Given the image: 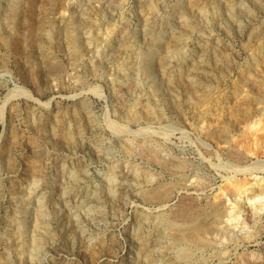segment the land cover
Segmentation results:
<instances>
[{
  "label": "rangeland",
  "instance_id": "1",
  "mask_svg": "<svg viewBox=\"0 0 264 264\" xmlns=\"http://www.w3.org/2000/svg\"><path fill=\"white\" fill-rule=\"evenodd\" d=\"M0 106V264H260L264 0H0Z\"/></svg>",
  "mask_w": 264,
  "mask_h": 264
},
{
  "label": "bare ground",
  "instance_id": "2",
  "mask_svg": "<svg viewBox=\"0 0 264 264\" xmlns=\"http://www.w3.org/2000/svg\"><path fill=\"white\" fill-rule=\"evenodd\" d=\"M8 21V20H7ZM11 23V22H10ZM255 33V32H254ZM178 34H181L180 32L178 33ZM56 64V63H55ZM198 65H200V64H198ZM53 66V65H52ZM203 66V65H202ZM202 66H201V68H202ZM245 70V69H244ZM56 71V70H55ZM194 72V71H193ZM198 72V71H197ZM196 73V72H195ZM255 73V72H254ZM250 74V73H249ZM248 74V75H249ZM202 75V74H201ZM244 76H246L245 74H244ZM250 76V75H249ZM242 79H243V75H242ZM246 80V79H245ZM245 80H243V81H245ZM249 86V85H248ZM202 88V87H201ZM257 92V91H256ZM8 96V95H7ZM206 96V95H205ZM8 99V98H7ZM7 99L5 100V102L7 101ZM4 106V105H3ZM3 106L0 108V113H1V111H3ZM256 112V111H255ZM260 112V111H259ZM257 121V120H256ZM264 122V121H263ZM263 124V123H262ZM256 135V134H255ZM249 136V135H248ZM248 136H247V140H245L246 141V143H248L249 144V146H252V142H250V139L248 138ZM256 137H257V135H256ZM254 137V142L255 143H257L258 145H259V149L260 148H262V151L261 152H263L264 153V136H259V137ZM253 138V137H252ZM260 142V143H259ZM247 147H248V145H247ZM248 149V148H247ZM254 149L255 148H253V147H251L249 150L250 151H253V152H256V153H258L256 150L254 151ZM259 152H260V150H259ZM261 152H260V154H261ZM259 154V153H258ZM247 155V154H246ZM264 155V154H263ZM244 156V155H243ZM240 158V157H239ZM241 162V161H240ZM260 165V164H259ZM262 165V164H261ZM260 165V166H261ZM256 166V165H255ZM264 166V165H263ZM251 167V166H250ZM257 167V166H256ZM264 168V167H263ZM252 169V168H251ZM249 169H247L246 170V172L248 171ZM253 170V171H252ZM251 171L252 172H257L256 171V169L254 170V168L252 169ZM248 187V186H247ZM250 187V186H249ZM243 189H244V192H246L247 191V189L245 190V188L243 187ZM157 194V193H156ZM260 196H264V180L263 181H261V179H260V181H257V183H256V186H252V191H251V194H249L248 195V197H247V199L248 200H250V203H252V202H255V201H259L260 199H259V197ZM258 197V198H257ZM264 201V200H263ZM45 202V201H44ZM261 203H262V201H261ZM257 204H259V203H255V205H254V207H257ZM242 205V204H241ZM252 205V204H251ZM85 206V205H84ZM259 206V205H258ZM240 207V206H239ZM47 208V207H46ZM221 208H222V205H221V207H216L215 209H214V212H215V217H223L224 215H223V211L221 210ZM240 208H242V207H240ZM239 208V209H240ZM242 211V210H241ZM48 212V211H47ZM45 213V212H44ZM194 215V214H193ZM223 215V216H222ZM197 216H199V215H197ZM212 216V215H211ZM231 216V215H230ZM233 218L232 219H230V220H235V219H239L240 218V210H238L235 214H233ZM23 217H24V214H23ZM232 217V216H231ZM210 218V217H209ZM213 218V217H212ZM230 218V217H229ZM189 219V218H188ZM211 219V218H210ZM214 219V218H213ZM221 220V219H220ZM39 222H40V220H39ZM197 222V221H196ZM196 222H193V223H191L190 225H189V228H187L186 230H184L185 232H182V235H181V237L183 238V239H185V240H190V239H196V238H198V237H200V235H201V233H203L202 231H206V229H207V226L205 227L204 225H202V227H201V224H199L198 222L196 223ZM204 226V227H203ZM223 227V226H222ZM209 228V227H208ZM200 239V238H199ZM203 239V238H202ZM201 239V240H202ZM146 240V239H145ZM147 242V241H146ZM8 254V253H7ZM252 255V254H251ZM248 256V255H247ZM250 257V256H249ZM249 257L247 258V259H249ZM242 258H243V256H242ZM251 258H252V256H251ZM247 259H244V260H242L241 262L243 263V264H245L246 262H248V261H246ZM257 259V260H256ZM252 260H256V262L257 263H260V264H264V254H258L254 259H252ZM9 261V260H8ZM250 261H251V259H250ZM249 261V262H250ZM239 262H240V260H239ZM240 262V263H241ZM248 262V263H249ZM239 263V264H240ZM247 263V264H248ZM253 263V262H252ZM255 264V263H254Z\"/></svg>",
  "mask_w": 264,
  "mask_h": 264
}]
</instances>
